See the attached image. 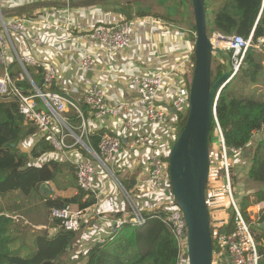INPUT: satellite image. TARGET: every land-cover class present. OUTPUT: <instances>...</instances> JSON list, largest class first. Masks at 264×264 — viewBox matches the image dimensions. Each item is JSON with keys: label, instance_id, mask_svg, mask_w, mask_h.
Listing matches in <instances>:
<instances>
[{"label": "crops", "instance_id": "obj_1", "mask_svg": "<svg viewBox=\"0 0 264 264\" xmlns=\"http://www.w3.org/2000/svg\"><path fill=\"white\" fill-rule=\"evenodd\" d=\"M55 2L63 4L56 5ZM137 3L140 5L141 1H137ZM170 3L172 7L166 11H156L170 16L169 20L153 16L138 17L135 11L142 9V6L137 8L135 1L124 5L121 3L101 4V2L88 4L84 3V0H0V7L6 13V17L10 18V15L17 14L12 10L24 7L21 15H28L37 22L30 26L28 35H11V41L17 54L24 56L32 53L42 66L44 64L54 65L57 70L55 90L67 92L76 100H80L88 86L98 84L106 91V101L110 106L119 101L130 102L135 100V92L130 83L133 74L164 75L165 84L157 103L159 108L166 112L164 124L145 122L141 118V108L132 106L128 115L136 120V124L132 130H129L124 127L121 117L109 114L100 118L95 117L86 108L83 120L87 129L82 138L83 144H80L85 152L81 150L80 146L73 145L61 154L55 150L38 159H33L36 160L35 164L56 159L69 161L76 165L78 161L88 159L90 156L88 150L97 149L98 145L95 147L90 136L98 131H101V134L109 131L119 135L122 146L117 162L114 164V174L117 182L128 192L129 198L144 214L162 209L167 204V198L165 193L155 192L148 188L150 151L143 147L129 151L126 149L125 143L137 133L152 131L160 138L164 152L170 148V144L177 134V113L169 103L171 96L169 90H173V83L178 84L182 78H186L192 67L193 43L188 38L187 30L184 29L182 23L175 19L180 13L176 10V6L180 4L182 8L186 7L188 10V4L185 0H171ZM149 9L154 10L152 7ZM149 9L147 10L151 11ZM128 11H130V16ZM119 20L128 21L134 28V34L127 49L99 48L88 37V32L94 25ZM34 34L42 38V45L32 48L29 46L28 38ZM86 53L92 55L93 65L88 69H82L79 67V61ZM5 57L8 64L15 60L14 54L9 50L5 51ZM18 75L15 74V76ZM74 114V110L68 109L62 113V116L66 119L68 127L79 134L81 133L82 120L78 114V118L75 119ZM36 134L37 132L34 131V134L28 137L32 143L37 139ZM68 143L73 144L71 139H68ZM252 145L253 142L250 141L232 158V166L239 180L237 188L235 187L237 198L253 191L264 190V182H249L244 179V175L250 167ZM117 173H120L121 176L118 177ZM52 182L53 189L50 184L49 189L54 197L57 195L71 197L78 192L75 175H71L69 172L58 175ZM94 190L95 203L83 211H79L75 239L68 252L71 250H75L77 253L85 252L91 244L107 237L118 222L125 220L124 217H108L109 214L127 212L128 202L116 181L97 166ZM39 191L45 193L40 189ZM44 202L45 200L37 192L24 194L20 190H12L0 197V210L15 222L28 226L29 232L47 229L50 234H54L57 225L53 219L51 220V217H47V208ZM226 206L225 199L220 197L218 205V208L221 209L218 212L221 220L220 227L227 225L230 219ZM218 208L216 210H219ZM250 209L247 210V213L257 231L259 224L264 220L262 210L257 204ZM208 210L211 211L210 205ZM260 234L264 236L263 233ZM260 240L262 244L260 249L263 252L264 237ZM73 252L70 253L75 257L76 253Z\"/></svg>", "mask_w": 264, "mask_h": 264}, {"label": "built area", "instance_id": "obj_2", "mask_svg": "<svg viewBox=\"0 0 264 264\" xmlns=\"http://www.w3.org/2000/svg\"><path fill=\"white\" fill-rule=\"evenodd\" d=\"M2 10V8L0 7ZM37 23L28 15L11 16L10 18L0 16V98L4 100H15L18 105V112L22 115L24 121L32 125L36 132L48 141L55 150H64L73 145L83 144V135L86 131V123L83 120L81 104L87 108L95 117H102L106 114L121 117L125 128L132 130L135 127L136 120L128 115L132 106H138L142 110L141 118L151 124H164L166 121V112L159 108L158 100L161 90L165 84V78L162 74H143L136 73L130 78L131 86L135 92V100L126 102H117L110 106L106 101V91L98 84H92L82 93L80 100L72 98L67 92L55 90V80L57 70L52 64H40L34 54L29 53L19 56L11 41L12 34L20 36L28 35L31 25ZM191 35L195 33L189 31ZM134 34V28L126 20L103 22L94 25L88 32V37L97 44L99 48L110 50H125L130 46L131 38ZM225 37V39L216 40V36ZM251 34L247 37L239 35H222L214 33L210 37L211 41L218 47L227 50L231 57L232 73L236 74L244 64L246 51L251 44ZM259 42L262 39L258 40ZM30 47H39L42 45V38L37 35H31L28 38ZM194 45V44H193ZM258 46V45H257ZM9 50L15 56V61L19 65L22 74L11 76L7 69L8 63L5 57V51ZM194 58L193 49L191 59ZM93 65V57L86 53L79 61V67L88 69ZM193 63L192 67L193 68ZM26 66H32L36 69L41 68L42 85L38 88L26 69ZM190 71V75H191ZM26 77L32 88L25 93L16 85V80ZM189 76V75H188ZM188 76L176 84L173 83V90L169 103L171 108L177 114L184 115L188 111L189 85ZM175 84V85H174ZM220 93L217 92V99L214 107L213 121L214 138L211 146L209 158L210 168L205 187L207 206L216 203L220 197H225L232 208V214L227 222V233L223 235H213L217 240V249L213 250L212 264H259L262 254L256 246L253 237L254 223L248 219L250 216L246 212L239 210L236 200L232 193V185L229 178V169L233 165L232 158L237 155L241 148L226 147L223 133L219 126L216 116V106ZM72 109L77 112L82 120L81 133L76 134L67 125L66 119L62 113ZM259 131L254 132V134ZM253 134V135H254ZM68 139L73 144L68 143ZM122 140L119 135L105 131L101 134L96 150H88L92 155L91 159H82L76 163L75 179L79 189L84 192V198L95 195L94 183L96 180V166L109 174L116 181L122 195L128 202V212L130 217L128 221L134 225H140L145 221V215L142 210L129 198L128 192L124 190L117 182L114 174V164L117 162ZM216 146V150H215ZM127 150L132 151L138 147L147 148L148 158V179L147 185L150 190L165 193L167 204L160 209L163 213L162 221L165 222L176 241L177 258L176 264H188L187 256V225L183 213L175 203L168 178V160L166 152L162 150L160 138L152 131L137 133L133 138L125 143ZM221 182V184H220ZM47 183V182H46ZM48 184V183H47ZM223 186L224 195L217 193L215 189ZM223 197V198H224ZM210 199V200H209ZM262 214L264 213V201L258 203ZM218 205H215V209ZM219 217L218 210H216ZM52 219H57L60 225L67 229H75L79 212L71 211L68 206L64 208H52L49 211ZM212 212L209 210L210 223L212 221ZM214 215V214H213ZM220 219V217H219ZM124 221V220H123ZM122 221L118 222V226ZM220 226V225H219Z\"/></svg>", "mask_w": 264, "mask_h": 264}, {"label": "trees", "instance_id": "obj_3", "mask_svg": "<svg viewBox=\"0 0 264 264\" xmlns=\"http://www.w3.org/2000/svg\"><path fill=\"white\" fill-rule=\"evenodd\" d=\"M185 1L191 5L190 0ZM97 2L99 0H84V3L88 4ZM211 2L212 0H204L208 34L218 32L226 36L239 35L244 38L252 35L251 47H248L244 58L245 64L223 88L216 106V116L223 133L225 146L242 150L252 141L254 132L264 131V98L258 100L248 95H238L231 89V86L235 81L253 83L263 72L259 56L261 51L264 52V0H219L216 8L211 6ZM23 8L17 14L10 16H20L23 14ZM187 11L186 7H183L178 16L174 18L179 22L187 20L185 17ZM136 15L171 19L170 16L156 11L138 10ZM259 39L262 41L259 42ZM255 45H258L259 50L253 48ZM213 59L214 72L218 77L224 69V64L217 58ZM192 63L194 64V58H192ZM2 69L0 65V73ZM7 69L11 76L22 74L15 60L8 64ZM26 69L31 80L38 83L41 78L40 68L26 66ZM16 85L25 93L32 88L24 76L21 80H16ZM263 91L264 88L261 93ZM17 107L15 100L0 98V197L12 190H20L24 194L37 192L44 198L48 212L54 207L64 208L66 206L71 211L79 212L93 205L95 197L90 195L84 198V192L79 188L78 192L71 197L59 195L50 197L51 190L45 193L39 191V186L46 182L52 187L53 179L60 174L69 172L75 175L76 166L69 161L56 159H49L40 164L32 162L33 159L55 151L43 137H38L29 150H19V145L34 134V127L24 121ZM86 108V105L81 104L83 113ZM74 117L78 118L77 112ZM186 118L187 113L177 114V134L185 124ZM214 127L215 122L212 120L208 137L209 150L212 146L211 132ZM100 136L101 131L90 136L95 147L98 145ZM250 151V167L244 179L249 182H264V134L256 140ZM231 170L234 171L231 173L232 176ZM229 177H232L230 180L233 179L232 183H236L235 187H237L239 180L233 166L229 169ZM234 189L236 192V188ZM241 198L242 210H244L250 200V202L264 201V190L252 192ZM144 215L145 221L140 225H134L128 221L130 217L128 211L109 214L108 217H124L125 220L114 227L102 241L91 244L85 252L77 253L71 250L70 252L76 253L75 257L68 250L74 242L76 229L67 230L60 225L59 220L53 219L57 225L56 232L50 234L47 229L35 230L31 252L21 256L12 252L10 248V244L16 239V236L10 233L17 229V224L14 219L0 210V264H176L178 253L176 241L169 226L162 221V211L156 210ZM262 217L264 219V213ZM227 229L228 225H223L219 233H227ZM211 238L213 250L217 249V240L212 236V228ZM262 255L264 256V251Z\"/></svg>", "mask_w": 264, "mask_h": 264}, {"label": "water", "instance_id": "obj_4", "mask_svg": "<svg viewBox=\"0 0 264 264\" xmlns=\"http://www.w3.org/2000/svg\"><path fill=\"white\" fill-rule=\"evenodd\" d=\"M121 1L99 0L101 3ZM190 1L195 28L194 65L189 85L186 122L167 155L168 178L175 203L182 211L187 225L188 264H212L211 223L205 195L210 168L208 137L217 101L215 96L217 92L221 93L235 74L232 73L229 52L216 46L208 36L204 0ZM5 14L0 9V16ZM220 39L224 40L225 37L217 35L216 40ZM214 56L224 64V69L216 79L212 78ZM41 85L42 81L36 86L40 88ZM39 189L44 192L50 190L46 183L41 184ZM257 231L264 235V220Z\"/></svg>", "mask_w": 264, "mask_h": 264}, {"label": "rangeland", "instance_id": "obj_5", "mask_svg": "<svg viewBox=\"0 0 264 264\" xmlns=\"http://www.w3.org/2000/svg\"><path fill=\"white\" fill-rule=\"evenodd\" d=\"M128 1L129 2H131V1L134 2L135 1L136 2V6H138L137 8H141V6H142V9H140V10L141 11H145V12L166 11L169 7H172L170 5L171 4L170 3L171 0H122L120 3L125 5ZM137 1L138 2L141 1V4L139 5L137 3ZM173 4H174V2H173ZM218 4H219V0H212V2H211V6L213 8H216L218 6ZM151 7L154 8V10L149 9ZM147 9H149L151 11H148ZM181 9H182V7L180 6V4H179V6H176V10L177 11H180ZM192 12H193L192 11V7H191L190 3L188 2V11H187V15H185V17H186L187 20H182L181 23H182L184 29L187 30L188 38L194 44L195 36H193L190 33H188V31H192V32L195 33V29H194V18H193V13ZM135 13H136V11H135ZM128 14L130 16V11H128ZM181 15L184 17L183 14H181ZM20 16H21V14H20ZM214 33H218V32H214ZM213 34H211V35L208 34V36L209 37H212ZM249 47H251V44L249 45ZM253 48H255L256 50H259L257 45L253 46ZM214 58H216V57L214 56ZM259 63L261 65L262 69H263V72L260 75H258L257 81H255L253 83H242V82H239V81H235V83L232 84L231 89L236 94H238V95H245V96L248 95V96H251L254 99H258V100H262L264 98V91L261 93L262 89L264 88V52H262V51H261V54L259 56ZM244 64H245V61H244ZM213 72H214V63H212V78L213 79H216L217 78L216 73L215 72L213 73ZM190 80H191V75H189V78H188V81L189 82H190ZM34 131H36L35 128H34ZM263 134H264V131L262 130V131H259L258 134L254 135L253 138H252L253 144H255L256 140L257 139H260L263 136ZM39 135L40 134L37 132V134H36L37 137L36 136L35 137L38 138ZM211 137H212V139L214 138V130H212V132H211ZM32 145H33V143L30 140V138H27L24 142H22L19 145V150H21V151H27V150H29V148ZM77 145L81 147L80 144H77ZM65 150L66 149H64V150H58V151L56 150V151L61 154V152H64ZM81 150L83 152H85L84 148H82V147H81ZM215 150H216V146H215ZM88 153L90 155V156H88V159H91L92 160L93 158H92L91 153L90 152H88ZM34 161H36V160H33L32 162H34ZM233 172L234 171L231 170L230 174L233 173ZM117 176L120 177L121 174L120 173H117ZM231 176H232V174H231ZM229 178H232V177H229ZM232 181H233V179L230 180V183L232 184V193H233V196H234V198L236 200V203L238 205V208L242 212H246V216H247V210H251L250 207H252L255 204L258 205V203H260V202H257V201L250 202L251 201L250 200L249 202H247L246 208L244 210H242V200H241L242 198H237V191L236 192L234 191L235 190L234 188H235V186L237 184L236 183H232ZM220 184H221V182H220ZM47 185L49 186V183ZM53 186H54V184L52 182V187ZM215 190L217 191V193H219L221 195H224L223 186H220L218 189H215ZM253 192H256V191H253ZM51 193L49 194L50 197H54L53 193L52 194ZM224 199H225V203L227 204V206L225 208H227V213L229 215L228 218H230L231 217V214H232V208L229 205V201L225 197H224ZM215 205H219V200L216 203L211 204V206H210L211 212L214 214V215L212 214V221H211L212 236L213 235H216V234L221 236V235H223L222 233L221 234L219 233V230L221 229V227L219 226L221 220L219 219V217L217 215H215V214H217L216 213L217 211L215 209ZM218 209H219L218 212H220L221 209L220 208H218ZM47 217L48 218L50 217V214L48 212V209H47ZM248 219H250V218L248 217ZM51 220H52V218H51ZM16 224H17V229L11 231V233H10L12 236L13 235L16 236V239L13 240V242L10 244V248H11L12 252H14V253H16L18 255H21V256H25L28 253H30L31 250H32V248H33V238L35 236V233L29 232L28 226H23L19 222L18 223L16 222ZM252 230H253V237H254L256 246L259 249V251L261 252L260 247H262V244H261V240L260 239H262L264 236H262L260 234V232H257L254 227L252 228ZM263 257L264 256L262 255V259L260 260V264H262L264 262V258Z\"/></svg>", "mask_w": 264, "mask_h": 264}]
</instances>
